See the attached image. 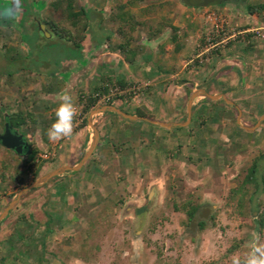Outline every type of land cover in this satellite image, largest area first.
Here are the masks:
<instances>
[{"label":"crops","instance_id":"1","mask_svg":"<svg viewBox=\"0 0 264 264\" xmlns=\"http://www.w3.org/2000/svg\"><path fill=\"white\" fill-rule=\"evenodd\" d=\"M249 1L227 0L216 8L189 7L182 1L173 15V25L179 29L177 40L167 43L163 35L142 37L132 44L137 55L131 65L116 50V35L110 39L112 45L106 46L105 39L90 34L81 55L69 60L62 73L50 72L46 82L35 83L37 76L28 73L27 77V68L11 57L15 61L8 62L19 63L20 72L8 70L0 75L8 79L15 75L17 83L12 88L18 94H31V101L3 114L0 101V116L32 115L26 126L13 129L19 134L25 131L23 140L38 151L37 156L41 151L51 156L44 157L51 160L42 161L47 163L45 173L37 179L60 168L76 167L96 137L97 145L79 170H66L40 185L52 184V193L31 194L21 200L23 194L7 206L8 195L0 194V216L10 207L0 220V264H85L80 252L84 247L67 239L85 230L91 213L110 218L111 212H121L128 222L141 226L150 205L164 202L155 197L164 193L160 187L164 189L167 180L178 178L189 186L188 193H194L197 184L191 177L196 178L197 172H205L202 180L221 174L224 183V170L233 164L225 166L226 157L232 162L248 146L264 150V13L248 15L245 6L253 5ZM257 1L264 5V0ZM2 18L0 25L16 28L21 35L23 26ZM30 22L25 20L24 28ZM119 81L139 92L112 104L129 117L109 110L92 115L96 108L106 107L101 105L90 111L85 126L73 127L70 138L49 140L47 130L63 90L69 91L82 110L81 96ZM114 90L128 95L126 90ZM41 100L49 106L36 119V111L30 108ZM15 155L23 160L22 171L39 161L37 156ZM40 168L39 164L35 170ZM80 184L79 194L74 186ZM108 186L123 187L120 193L128 197L120 202L109 194Z\"/></svg>","mask_w":264,"mask_h":264},{"label":"rangeland","instance_id":"2","mask_svg":"<svg viewBox=\"0 0 264 264\" xmlns=\"http://www.w3.org/2000/svg\"><path fill=\"white\" fill-rule=\"evenodd\" d=\"M15 1L0 0V17L2 8L7 9V4L13 7ZM53 1L58 0H35L34 7L37 17L51 19L70 28L61 16V10L65 7V0H59L61 6H59L58 11L54 12L49 6ZM122 1L125 0H75V5L93 9L94 13L91 17L89 32L97 39L100 36L102 40L105 39V36L110 35L112 38L115 35L117 25L110 21V17ZM228 1L233 3L243 2V0ZM249 2L253 5L258 3L257 0H250ZM5 3L7 4L5 5ZM180 4H182V0H144L138 6L129 8L141 23L134 33V43L142 37L154 39L160 35L168 40L167 43H171L172 38L178 36L179 29L173 25V15L175 7ZM211 6L216 8L219 5L214 3ZM18 12L14 15L4 14L2 17H5L4 20H11L15 26L20 25L17 20L19 17ZM2 17L0 19H3ZM24 18L20 19V23L23 25L20 36L16 28H7L0 25V72L3 74L4 71L8 70L13 73L16 71V74H18L20 72L18 70L19 63L21 62L22 66L28 70V72L26 71L27 77L30 73L31 76H37V79L34 78L35 83L38 80L46 82L50 77V72L62 73L69 60L77 59V56H80L82 50L86 48V45L81 44L82 49L78 52L76 48L62 42L53 35L51 38H43V35H39L40 40L37 41L30 35V33H33L34 28L31 26L24 28L26 20ZM83 23L76 34L79 38L82 36ZM172 28L175 30H172ZM158 29H161L160 33L156 34ZM154 34H156V37L153 36ZM204 41L207 42L205 38ZM109 43L112 45V42L107 43L106 41L103 44L107 46ZM22 45H24L25 52L31 49V53H24ZM28 45L32 48L27 47ZM11 57L16 58L19 63L8 62L9 60L15 61ZM191 64H195V58ZM14 77L8 79L7 76L4 78L2 74L0 75V101L4 103L2 114L16 111L20 109L19 106H22V103L25 106V103L31 101L29 96L31 94L22 95V91L18 94L12 88L14 83H17ZM37 86L38 84L34 85L35 89ZM131 93L137 94L139 92L132 89ZM121 95L114 89L109 92L110 99ZM21 96L25 97L26 102H23L24 98ZM44 103L45 105H43ZM104 103L106 102L101 101L100 105L96 107ZM44 106H49L48 101H37L35 107L30 108L32 112L35 110L38 113H34V118L39 119V113H43ZM76 107L77 114L73 121L74 129L79 127L88 116L82 113L78 104H76ZM2 125L4 127L1 115L0 133ZM20 133H25V131L21 130ZM263 151L262 148H250L248 146L245 151H242L240 158L230 162L226 157L228 161L225 166H227V163L233 164H230V170H224V183H222L221 174L219 176L214 174L215 177L212 179L202 180L205 172H197L196 178L191 177L192 182L197 184L194 193H188L187 187L189 186L182 185V181L178 178L167 180L164 189L163 186L160 187L161 191L165 190L164 193H159V196L155 197L156 199L162 198L164 202H156L154 205H150L151 207H149L147 216L143 219L141 226L136 221L134 223L128 222L121 212H111L110 218L102 217L100 212L93 213L95 215L91 213L92 217L88 221L85 230L80 234L71 236L67 241L78 242L77 244L84 247V250L80 252L85 256V264H232L234 256H238L241 264H244L253 243L257 245L264 244V230L262 233L258 232L253 220L255 213L240 215L236 204L228 202L227 199L230 191L245 178L252 161L259 157ZM47 155L49 158L51 157L49 152L44 153L41 151L37 156L39 161L34 163L33 170L24 169L22 171L21 161L23 160L19 159L14 153L7 152L0 145V175H5L4 181L0 180L3 183L0 184V194L8 195L6 206L12 199L17 197L22 189L33 182L32 172L39 167V164L41 167L39 176L45 173L47 163L42 161L51 160L44 158ZM74 187L76 192L78 191L80 194L82 184ZM108 188L113 191H109V194L112 197L119 198L120 202L125 201L128 197L127 194L120 193L123 187L108 186L107 190ZM3 190H5L4 193ZM252 190L253 188H250L249 192L251 193ZM52 191V184L48 183L29 190L20 199H28L31 194H47L52 193ZM85 192L89 191L86 190ZM257 197L262 203L261 211L264 212V192L258 194ZM145 198H147V195ZM187 200L199 206V210L191 223L187 222L186 213L179 208ZM13 209L14 205H12ZM24 210H27V208ZM199 222L206 223V228L203 231L198 228ZM231 249L233 251L229 252Z\"/></svg>","mask_w":264,"mask_h":264},{"label":"trees","instance_id":"3","mask_svg":"<svg viewBox=\"0 0 264 264\" xmlns=\"http://www.w3.org/2000/svg\"><path fill=\"white\" fill-rule=\"evenodd\" d=\"M144 0H125L122 1L117 7L115 12L110 17V21L117 25V29L115 31V35L119 40V44L116 46V50L120 53V55L124 58V61L128 64H133L136 59V49L132 48V44L134 42V33L137 28L141 25V23L136 19L135 15L131 13L129 8L136 7ZM19 4L20 8L18 12L19 18V26L22 27L23 25L20 23L22 17L26 18V20H30L31 27L34 28L33 35L34 37H38L40 40L39 35H42L39 31V24H43L46 30L51 34V36L57 37L62 42L70 44L73 48H76L79 52L81 48V44L89 38L90 35V21L91 17L93 16L92 10H87L83 6H76L75 0H65V7L61 10L62 20L69 25L70 28L67 26H63L60 22H54L51 19H41L37 17L35 13V0H16L15 4ZM51 10L58 11L60 5V1H53L50 3ZM245 12L248 15H260L264 13V5L263 4H255V5H246ZM24 18V19H25ZM83 20V21H82ZM82 25L81 34L82 36L79 38L76 34L79 32L80 25ZM161 29H158L156 34L160 33ZM172 30H175L172 28ZM156 34L153 36L156 37ZM43 38H45L43 36ZM111 37L105 36V40L107 43L110 42ZM172 40H176V37H173ZM110 45V43H109ZM108 45V46H109ZM178 49V46L175 47ZM11 74H9L10 76ZM118 88V90H126L128 95H121L116 96L113 99H110L108 102L102 104L106 106H112L115 100H129L135 94L131 93V89L133 88L131 85H127L124 82H116L114 84H110L107 86H102L96 88L92 93L89 95H83L80 97V106H82V113L88 115L90 111L95 108L97 105H100V99L102 96H106L109 94V90ZM138 116H142V114L137 113ZM33 117L29 113H12L7 116H2V120L4 123L11 125L13 128L18 129L21 126H26L29 121H32ZM86 125V119L83 120L81 127ZM29 150H31L30 159H33L37 156L38 151L32 148V145L28 146ZM264 155H260L259 157L255 158L251 166L249 167L247 174L243 181L240 184L232 189L228 195V202L235 203L236 207L238 208V212L240 215H246L248 213H255L256 215L253 217L254 223L258 228V232L262 233L264 230V212L261 211L262 203L258 200L257 195L263 194L264 192ZM28 171L33 170V165H29L26 167ZM39 170H35L32 174L33 182L38 178ZM5 175H0V180L4 181ZM253 188L252 192H249V189ZM250 193V194H249ZM176 207V206H175ZM180 210H183L187 216V222L191 223L196 213L199 210V206L197 204H193L190 200H187L183 203ZM241 209V210H240ZM198 228L200 231H203L206 228L205 222H199ZM236 248V246H234ZM233 250H229L232 252Z\"/></svg>","mask_w":264,"mask_h":264},{"label":"water","instance_id":"4","mask_svg":"<svg viewBox=\"0 0 264 264\" xmlns=\"http://www.w3.org/2000/svg\"><path fill=\"white\" fill-rule=\"evenodd\" d=\"M182 1L185 5H187L189 7L206 8V7L210 6L211 4H213L216 0H182ZM39 29L45 38H51V34L46 30V28L43 24H39ZM105 110L114 111L123 117H129L128 115L122 113L121 111L115 109L112 106L98 107L92 112V115L96 112L105 111ZM11 128H12L11 125L6 124L4 133L0 134V145L7 150L14 151L17 155H20L23 151V147L25 145V142L23 140V136L21 134H19L18 132L12 133ZM96 145H97V137L94 139V141L90 145L89 149L86 151L83 158L81 159V161L79 162V164L76 167H74V168H60V169H58V170H56V171H54L48 175L40 177L39 179L34 181L32 184H30L28 187L22 189L17 194L16 199L12 203H15L23 194H25L29 190L39 187L40 185L46 183L51 178H54L55 176H58V175L64 173L66 170H72V171L79 170L81 168V166L84 163H86V161L89 159V157L91 156L92 152L94 151ZM28 154H30V151H28ZM9 210H10V207H8L4 211V214L0 216V220L8 213Z\"/></svg>","mask_w":264,"mask_h":264},{"label":"clouds","instance_id":"5","mask_svg":"<svg viewBox=\"0 0 264 264\" xmlns=\"http://www.w3.org/2000/svg\"><path fill=\"white\" fill-rule=\"evenodd\" d=\"M19 8L20 5L17 3L12 8L6 9L5 14L14 15ZM58 100V106L54 110L55 119L47 130L50 141H60L73 135V121L77 114L73 96L65 89L59 94ZM232 264H241L240 258L234 256ZM244 264H264V244L253 243Z\"/></svg>","mask_w":264,"mask_h":264},{"label":"flooded vegetation","instance_id":"6","mask_svg":"<svg viewBox=\"0 0 264 264\" xmlns=\"http://www.w3.org/2000/svg\"><path fill=\"white\" fill-rule=\"evenodd\" d=\"M225 2V1H227V0H216L214 3H221V2ZM213 3V4H214ZM212 5V4H211ZM6 124L7 123H4V127H3V130L1 131V133L0 134H3L4 133V131H5V126H6ZM11 132L12 133H14V132H16V130H14L13 129V127L11 128ZM28 144H27V142H25V145H24V147H23V151H22V153L20 154V156H22V157H26L27 155H28V151H29V148H28ZM14 152V151H13ZM15 153V152H14ZM16 154V153H15Z\"/></svg>","mask_w":264,"mask_h":264},{"label":"built area","instance_id":"7","mask_svg":"<svg viewBox=\"0 0 264 264\" xmlns=\"http://www.w3.org/2000/svg\"><path fill=\"white\" fill-rule=\"evenodd\" d=\"M100 100H101V101L108 102V101L110 100V97H109V95L102 96Z\"/></svg>","mask_w":264,"mask_h":264}]
</instances>
